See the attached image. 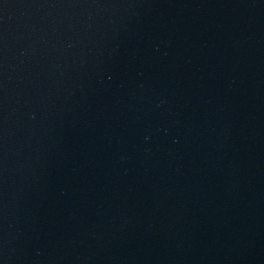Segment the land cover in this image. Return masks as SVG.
I'll list each match as a JSON object with an SVG mask.
<instances>
[{"label": "water", "instance_id": "obj_1", "mask_svg": "<svg viewBox=\"0 0 264 264\" xmlns=\"http://www.w3.org/2000/svg\"><path fill=\"white\" fill-rule=\"evenodd\" d=\"M0 264H264V0H0Z\"/></svg>", "mask_w": 264, "mask_h": 264}]
</instances>
